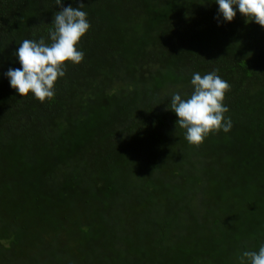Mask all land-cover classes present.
Listing matches in <instances>:
<instances>
[{
  "label": "trees",
  "instance_id": "trees-1",
  "mask_svg": "<svg viewBox=\"0 0 264 264\" xmlns=\"http://www.w3.org/2000/svg\"><path fill=\"white\" fill-rule=\"evenodd\" d=\"M80 2L84 59L41 103L6 73L22 41L51 42L61 8L0 0V264H239L264 245V29L224 22L215 0L62 6ZM212 71L232 128L194 146L171 98Z\"/></svg>",
  "mask_w": 264,
  "mask_h": 264
},
{
  "label": "clouds",
  "instance_id": "clouds-1",
  "mask_svg": "<svg viewBox=\"0 0 264 264\" xmlns=\"http://www.w3.org/2000/svg\"><path fill=\"white\" fill-rule=\"evenodd\" d=\"M61 8L54 17L53 28L49 30L50 43L42 37L38 41L25 39L15 55L20 68H9L6 76L10 87L19 97L31 95L43 103L55 95V83L64 77L67 64L79 65L84 53L78 49L81 39L90 29L87 13L82 11L83 2L78 7L62 6V0H55ZM218 17L231 23L237 11L250 22L264 29V0H215ZM193 91L184 99L181 94H173L171 111L175 113L179 128L186 130L185 140L199 146L209 134L232 128L229 111L224 104L225 94L230 85L216 71L204 74L193 73ZM239 264H264V245L258 251H244L239 256Z\"/></svg>",
  "mask_w": 264,
  "mask_h": 264
},
{
  "label": "rangeland",
  "instance_id": "rangeland-1",
  "mask_svg": "<svg viewBox=\"0 0 264 264\" xmlns=\"http://www.w3.org/2000/svg\"><path fill=\"white\" fill-rule=\"evenodd\" d=\"M182 37H184L183 35H181ZM159 63V62H158ZM161 63V62H160ZM164 63H165V61H164ZM145 65V66H144ZM141 68V73L144 75L145 74V72H146V70H147V67H149L150 68V66H151V68H156V67H158L157 66V64H156V62H151L150 63V66H147V62L144 64ZM259 68L261 69L260 70V72L262 71H264V64L263 65H260L259 66ZM186 93V92H185ZM179 94V93H178ZM190 95H191V93H189V96L188 97H190ZM160 97H161V95H160ZM235 99H238V96L235 98ZM41 225V223H38L37 224V226H40ZM93 243H94V241H91V245L90 246H88L87 248H86V250H85V255H87L94 247H93ZM95 245L97 246V248H99L98 250H100V251H104V253H103V255L105 256L107 253H108V250H110V247L106 244V242L104 241V239L102 238L101 240H100V242H99V244H97L96 242H95ZM107 251V252H106ZM113 254L109 251V253L105 256V259H110L111 258V256H112ZM93 256V255H92ZM91 256V257H92ZM92 258H90V260H91ZM113 259V258H112ZM113 262H112V264H121L123 261H122V258L120 257L119 258V260L118 259H116V261L113 259L112 260Z\"/></svg>",
  "mask_w": 264,
  "mask_h": 264
}]
</instances>
